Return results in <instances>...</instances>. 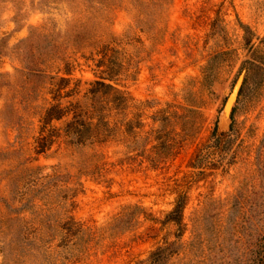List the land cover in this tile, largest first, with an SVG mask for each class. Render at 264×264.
Returning a JSON list of instances; mask_svg holds the SVG:
<instances>
[{"label":"rangeland","instance_id":"374dc122","mask_svg":"<svg viewBox=\"0 0 264 264\" xmlns=\"http://www.w3.org/2000/svg\"><path fill=\"white\" fill-rule=\"evenodd\" d=\"M31 68L72 81L85 146L36 154ZM263 235L264 0H0V264H250Z\"/></svg>","mask_w":264,"mask_h":264},{"label":"trees","instance_id":"16d2710c","mask_svg":"<svg viewBox=\"0 0 264 264\" xmlns=\"http://www.w3.org/2000/svg\"><path fill=\"white\" fill-rule=\"evenodd\" d=\"M245 32V46L248 49L253 47L251 40V31L248 28L244 29ZM216 58L212 60L208 66L204 69V73L210 72L212 65ZM29 73L34 80L41 83V86H49V95L52 98V104L43 114L41 124L43 125L39 139H37L36 154L45 155L49 152L56 141L65 139L68 145L83 147L85 146L84 137L89 129L93 127L89 123L87 108L84 106V102L80 101L75 104L68 102L64 105V100L74 98V90L70 91V85L72 81L70 79L50 77L38 68L28 69ZM102 82H95L96 87L109 88L116 91L111 85H106L105 82H112L109 79H101ZM96 93L88 91L84 99L87 97H95ZM54 123L62 124L60 129L50 130L46 133L47 128L51 127ZM184 206L182 203H178L175 211L170 217L176 216L175 223L180 222V218L183 214ZM252 252V259L250 264H264V235L255 244ZM162 255V251H159L151 256L152 264H158L161 260H158V256ZM162 257V256H161Z\"/></svg>","mask_w":264,"mask_h":264},{"label":"water","instance_id":"95a60500","mask_svg":"<svg viewBox=\"0 0 264 264\" xmlns=\"http://www.w3.org/2000/svg\"><path fill=\"white\" fill-rule=\"evenodd\" d=\"M248 69H244L238 78L231 95L228 97L220 117V125L223 129H228L232 122V116L241 91L247 79Z\"/></svg>","mask_w":264,"mask_h":264}]
</instances>
